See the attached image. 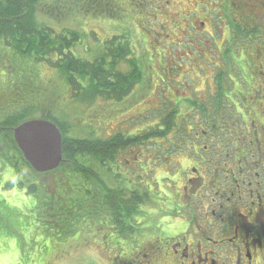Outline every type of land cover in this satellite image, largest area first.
<instances>
[{
	"label": "trees",
	"instance_id": "1",
	"mask_svg": "<svg viewBox=\"0 0 264 264\" xmlns=\"http://www.w3.org/2000/svg\"><path fill=\"white\" fill-rule=\"evenodd\" d=\"M48 1L50 0H0V71L9 69L11 73L24 72L27 74L25 82L23 73L21 84L13 82L8 86L7 93H10V99L6 103H0V161L3 163L4 170L10 173V178L16 180L17 184L10 185L11 191L18 186L27 187V193L33 195L36 200L37 195L41 192L47 199L44 205H40L37 201L33 203L34 206L32 203L24 201L12 202L13 205L10 203L9 212L15 220V226L22 228L19 221L21 222L22 219L26 224L34 214L32 221L29 220L32 223L28 221V225H30L28 228L32 224L34 229L33 233L26 232L29 238L34 239L39 232V235L44 239L45 246L43 248L48 245V242L64 245L68 247L67 252H76L77 254L76 258H73L72 264H93L94 259L90 255L89 258L86 257L88 260L81 261V258L79 259L81 252L85 253L87 248L80 247L92 244V239L102 235L101 231L110 233L109 229L113 230L111 237H116L115 231L122 235L130 231H137L136 227L140 225L136 223H140L146 213L142 207L152 204L148 193L149 189L146 186L138 181H128L125 178V174L129 173L132 166L124 165V155L129 154L128 152L134 148L144 149V146H149L152 143L164 142L163 152L165 154L163 155L170 157L167 159L168 162L171 161V157L174 159L181 155L193 163L194 151L184 149V143L193 139L196 130L195 123L190 119V116H193L199 107L198 110L202 117L207 114L211 116L214 113L210 114L204 106L192 103V106L188 104L182 106L181 104L182 115H178L180 109H168L163 105L164 114L159 112L158 116H154L160 121L153 126H146L139 132L137 130L134 133H124L120 130L111 135L108 134L106 137H102L101 133L96 132L89 136H71L72 128L68 122L57 119L51 110L44 112L40 109L38 100L43 94L42 89L39 97L35 98L36 101L31 99V96H38L35 91L37 84L31 81L32 78H34L33 81L39 79L36 73L37 67L42 65L44 68L56 69L68 87L75 92V99H84L91 104L100 100L115 104L121 103L120 108L128 110L126 108L128 99L132 97L135 87L144 80L142 61L138 59L139 56L136 52L133 53V43L137 45L139 34L136 33L133 40V37L125 29L112 35L110 40L108 39L104 43V47L94 53L92 59L82 58L83 56L74 54V48L84 44L83 34L71 29L59 31L56 28V19L51 14L39 12L42 5H51ZM64 1H66L67 8L70 6L71 15L81 16L80 18L84 20L88 17L125 20L126 15L124 10L119 7V1L123 5L129 4L130 6L134 1L140 6H144L146 3V0ZM81 1L83 7L80 8ZM147 3L149 5V0ZM56 10H60V8ZM60 13H65V11H58V14ZM250 18V14L245 15V46H253L259 42L257 45L264 46V33L261 31V27H251ZM233 24L236 27H234L235 33L231 45L236 46L235 43L238 44L235 41L237 40L236 36L240 37L243 32L234 22ZM245 54V63L249 65L250 60L246 51ZM244 57L231 60L242 64ZM257 58L261 59L262 65H264V55ZM124 66H128L129 71H123ZM215 77L218 95L219 93L224 94L227 90L224 87L228 83L227 74L220 72ZM237 78L239 80V76ZM250 78L252 82H257L261 77L258 73H253ZM245 97L249 100L253 99L248 94ZM215 110L219 116L220 114L217 112L219 108H215ZM38 111L42 113V119L51 121L58 126L63 138V162L58 169L45 174L34 172L13 138L14 128L32 120ZM204 125L206 123H203ZM230 126L225 125L223 131H226V128H230ZM220 130L218 123V131ZM160 143L157 145L158 147H161ZM237 146L244 147L242 144ZM262 146L264 147V144ZM225 147L230 146L226 145ZM239 153V157L244 156L243 150H240ZM248 156L252 159V148H250ZM136 159L138 158L135 154ZM57 172L62 173L61 184L56 186L54 192H50L45 186L47 184L37 178L47 175L56 178ZM25 211H27V215H25ZM25 217L27 220L24 219ZM24 228L27 229V226ZM40 228L43 231H40ZM90 230L93 232H89ZM17 246L18 244H15L14 247H11L10 252H14ZM119 252L121 251L119 250ZM111 254L116 253L111 252ZM34 260H36L35 257L32 259L34 264L36 262L46 264L44 259Z\"/></svg>",
	"mask_w": 264,
	"mask_h": 264
},
{
	"label": "rangeland",
	"instance_id": "2",
	"mask_svg": "<svg viewBox=\"0 0 264 264\" xmlns=\"http://www.w3.org/2000/svg\"><path fill=\"white\" fill-rule=\"evenodd\" d=\"M48 2L51 5H42L39 8V12L43 11L51 14L56 19L57 30L71 29L83 34L82 41L84 44L74 48V54L83 56L82 58L92 59L94 53L103 48L104 43L108 39L110 40L112 35L120 33L125 29L133 37V40L135 35L139 34L137 45L133 43V53L136 52L139 56L138 59L142 61L144 80L139 86L135 87L131 95L132 97L130 96L131 98L128 99L129 102L126 104L128 110L120 108L121 103L115 104L110 101L100 100L91 104L84 99H75V92L68 87V84L56 69L44 68L42 65L37 67V78L40 81L39 79H37L38 81H33L34 78L31 81L37 84L35 91L38 96H31V99L32 101H36L35 98L39 97L40 90L42 89L43 94L40 95L41 98L38 100L40 109L44 112L51 110L57 119L68 122L72 128L71 136H89L93 132H96L98 134L101 133L102 137H106L108 134L111 135L120 130L124 133H134L137 130L139 132V130L141 131L146 126H153L160 121L158 118H154V116H158L159 112H161L160 114L162 112L164 114L163 105L167 106L168 109H180L178 115H182L181 104L182 106H186L187 101L192 102L195 100L193 99L191 90H196V93L203 91L204 98L210 99L207 91L208 86L212 84L211 71H215L214 69L216 68L214 54L217 53L218 56L220 54L218 47L212 46L213 40L210 38L211 26L208 20L201 16L202 12H209L207 8L210 4L209 1L152 0L151 3V0H149L148 5V0H146L144 6L138 5L135 1L132 6L129 4L123 5L119 1V7L124 10L126 15L125 20H108L91 17L84 20L80 18L81 16L75 17V15H71L72 11L70 6L67 8L66 1L50 0ZM75 2L78 1L75 0ZM233 2L239 6V0H234ZM245 4L250 5L252 1L245 0ZM246 5L245 11H248L246 16L250 14L252 18H250L251 25L261 27V31L264 33V11L262 13L254 12L257 9L253 10V8H249ZM81 7H83L82 1L80 2ZM58 8L65 11V13L58 14V11H60L56 10ZM208 14V16L211 15L210 13ZM202 22L205 26L202 25ZM215 24L219 30L223 31L221 29V26L223 27L222 22L219 21L217 24L216 21ZM185 26L187 28L193 26V32L184 29ZM218 36H221V34ZM241 43L243 44L244 42L241 41ZM257 44L245 46V51L248 53V59L250 60L249 65L245 63V66H236L234 72L227 71V80L231 83V89L234 94L241 95L243 92H245V96L247 94H255V82H252L250 77L253 75L254 67H259V64L253 65L255 60L258 59L257 57L264 55V46L260 47ZM235 45L238 47L237 50H239V45L236 43ZM212 60H214V66L211 63ZM122 70L125 72L129 71L128 66H124ZM23 73H11L9 69L0 71V103L9 101L10 93H7L9 90L8 86L13 82L21 84ZM235 73H238L240 85L235 77ZM26 79L27 74L24 73V82ZM201 98L203 99V96ZM253 107V103L247 99L245 108L242 106L239 108V114L245 115V120H249V122L245 127L242 125L243 128H240L241 124L239 122H232L230 128H226L228 130L226 132L231 133V135H227L228 141L231 140V137H234V142L243 141L244 143V134L247 132L252 133L255 130L251 120L257 116L255 115V110L258 115L259 112L256 107L255 110ZM167 108L165 107V109ZM196 112L198 115L200 114L198 111ZM229 112H232V108ZM33 119H42V113L38 111L32 117ZM221 126L225 129V125ZM236 131L243 132L237 137ZM207 141L206 139L202 145ZM191 142H193V139ZM158 144L152 143L149 146H144V149H131L128 152L130 155H124L125 160L123 162L128 167L132 166L129 173L125 174V178L128 181H138L149 189L148 193L150 194L152 204L142 207V210L146 212L143 216L148 220L147 224L152 222L154 225L157 221H160L158 220L159 217L165 218L171 214L172 198L176 194V184L184 169V161L192 163L191 160L189 161L185 156L181 155L174 157V159L171 157V161L168 162L167 159L170 157L163 155L165 154L163 152L164 142L160 143L161 147H158ZM166 147L168 148L169 145L167 144ZM135 154L138 158L136 160ZM4 171L1 181L2 198L9 197L11 205H13L12 202L17 201L32 204L37 201L40 205L45 204L47 199L42 192L37 195L38 198L36 200L33 195L27 193V187L18 186L12 189V191L11 188L3 191V183L11 177L8 171ZM56 175V178L55 176L47 175L37 179L46 183L47 185L45 186H47L46 188L50 192H54L56 186L58 187L61 184L60 178L62 173L57 172ZM171 189L174 191L171 192ZM57 191L59 192V190ZM30 212L33 213L32 210ZM25 213L27 215V211ZM33 218L34 214L31 215V219ZM24 219L27 220V217ZM28 221L25 224L23 223L25 221L21 219L19 223L22 228L15 226L17 230V232L15 231L16 235H11V238L8 237V244H18L14 252L5 251L3 248H0V264H34L32 262V259H34L33 255L38 253L40 247L45 246V243H43V237L39 235V232L34 239L29 238V236L24 239L23 230H27L28 233L34 232L32 224L28 228L30 226L28 225ZM26 226L27 229L24 228ZM39 230L43 231L42 228ZM89 232L92 233L93 231L90 230ZM94 239H92L93 243L95 242ZM82 247L89 246L82 245L80 248ZM87 254L93 257V259L102 255L100 249H96L95 246L89 249ZM66 255L63 258L61 251L55 247L52 251L46 253L44 257L47 258L49 264H52L51 259L56 257L57 264H72L73 258L77 256L76 252H71L69 255L67 253ZM36 264L39 263L36 262Z\"/></svg>",
	"mask_w": 264,
	"mask_h": 264
},
{
	"label": "flooded vegetation",
	"instance_id": "3",
	"mask_svg": "<svg viewBox=\"0 0 264 264\" xmlns=\"http://www.w3.org/2000/svg\"><path fill=\"white\" fill-rule=\"evenodd\" d=\"M207 1L210 3L207 6L209 12H202L201 16L211 26L212 46L218 47L220 55L214 54L216 68L211 71L212 84L207 91L210 102L204 98L203 91L196 93V90H191L195 100L187 101L186 105H202L210 114H214L202 117L195 112L190 116L196 130L193 142H185L184 149L194 151L195 156L193 163L184 161L176 194L172 198L171 214L169 217H159L160 221L156 220L155 225L152 222L147 224L148 220L143 217L140 223H136L140 225L136 227L137 231L123 235L115 231L116 237H111V229L110 233L101 231L102 235L88 245L85 253L81 252V261L88 260L87 251L95 246L102 255L94 259L93 264H264V65L261 59L256 61L260 67H254L253 73H258L261 78L254 81L255 94H250L253 99H248L253 103L254 110L256 107L259 112L258 115L255 110L257 116L251 120L255 130L244 134V143L234 142V137L228 141L227 135L231 133L223 131L222 127L218 131V123L229 126L235 121L241 124L240 128L247 126L249 120L238 112L241 106L245 108L247 98L245 92L234 94L228 80L224 86L227 90L224 94L219 93V96L215 76L220 72L227 74L229 70L234 72L238 65L245 66V15L248 11H245V0L241 3L239 0V6L234 4V0ZM250 1L252 4L246 6L257 9L254 12L264 11L263 0ZM208 13L211 15L208 16ZM216 21L217 24L219 21L223 23V31L218 29ZM233 22L243 32L240 37L236 36L238 52H233L238 47L231 45L236 27ZM202 25L205 26L203 22ZM192 27L185 26L184 29L193 32ZM240 57H244L242 64L231 60ZM236 75L238 73H235L238 80ZM215 108H219V116ZM231 108L233 113L229 112ZM198 109L196 111L200 112ZM203 123L206 125L203 126ZM241 132L236 131L237 137ZM206 139L208 141L202 145ZM238 144L244 147L240 148ZM250 148L252 159L248 156ZM240 150L244 152L243 157H239ZM2 164L0 161V248L10 251L15 243L8 244V237L16 235L17 230L9 212V197H1V181L5 172ZM15 184L16 180L9 178L3 183L2 190H8L10 185ZM23 232L25 239L27 230ZM55 247L61 251L63 258L71 253L64 245L48 242L33 256L37 261L44 259L49 264L44 256ZM51 260L52 264L58 263L57 257Z\"/></svg>",
	"mask_w": 264,
	"mask_h": 264
},
{
	"label": "water",
	"instance_id": "4",
	"mask_svg": "<svg viewBox=\"0 0 264 264\" xmlns=\"http://www.w3.org/2000/svg\"><path fill=\"white\" fill-rule=\"evenodd\" d=\"M13 138L32 169L44 174L54 171L63 162L62 134L48 120H28L13 130Z\"/></svg>",
	"mask_w": 264,
	"mask_h": 264
}]
</instances>
